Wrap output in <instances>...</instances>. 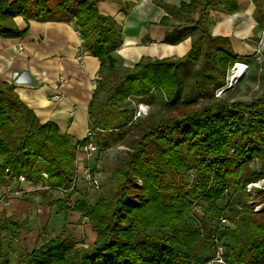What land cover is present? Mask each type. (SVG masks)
<instances>
[{
  "label": "trees",
  "instance_id": "trees-1",
  "mask_svg": "<svg viewBox=\"0 0 264 264\" xmlns=\"http://www.w3.org/2000/svg\"><path fill=\"white\" fill-rule=\"evenodd\" d=\"M253 2L259 30L264 25V0ZM215 8L234 11L238 5L236 0H181L180 5L167 6L168 15L159 24L178 30L171 43L181 41L194 27L200 29L197 36L192 33L191 48L179 57L142 56L127 66L113 55L123 43V27L100 11L98 0H0L4 37L28 32L29 24L20 29L14 20L20 14L39 21L75 20L84 46L100 60L88 108L89 128L98 144L99 134L123 132L134 124L135 109L127 108L124 99L135 96L150 102L157 90L161 106L175 109L153 120L139 116L140 134L126 147L125 162L113 174L112 195L90 203L78 193L70 206L67 200L78 191L71 189L78 146L86 139L62 132L52 120L42 121L14 84L0 80V190L20 174L36 186L49 185L37 191L46 200L52 198V188L64 187L67 191L51 203L66 214L71 209L82 212L97 233L93 243L84 244L64 226L32 250L21 249L17 264H205L210 258L197 249L203 238L213 244L215 236L223 240L228 264H264V205L255 212L245 190L249 182L264 176V91L252 99L231 100L214 92L200 95L202 99L186 96L187 87L199 82L198 74L213 77L216 68L225 72L229 65L248 59L233 53L228 36L209 30ZM124 11L129 13L125 6ZM208 39L218 44L217 51L205 54L193 79L189 63L199 60ZM220 78L218 87L226 83L224 74ZM233 188L245 196L244 206L229 204L234 224L219 203ZM198 203L206 206L200 218L193 215ZM188 216H193L192 222ZM222 217L230 223L224 224ZM28 228V220L0 215V264H13L4 251V233L15 238Z\"/></svg>",
  "mask_w": 264,
  "mask_h": 264
},
{
  "label": "crops",
  "instance_id": "crops-1",
  "mask_svg": "<svg viewBox=\"0 0 264 264\" xmlns=\"http://www.w3.org/2000/svg\"><path fill=\"white\" fill-rule=\"evenodd\" d=\"M236 2L238 8L234 11L224 8L211 10L208 20L213 22L212 34L228 36L233 53L245 57L255 47L254 41L245 38L256 33V5L253 0ZM180 4L181 0H98L100 11L114 16L123 27V43L113 55L125 65H134L142 56H183L192 46V31L181 41L171 43L170 39L179 34L178 30L173 25L159 24L162 17L168 15L167 6ZM124 6L129 9V13L124 11ZM14 20L20 29L26 28L28 24L30 27L22 36L4 37L0 33V80L14 84L21 98L36 111L42 121L52 120L62 132L83 139L90 127L88 108L98 78L99 58L84 46L79 26L74 19L39 21L30 14H20ZM181 44L186 49L179 53L175 47ZM166 45L172 48H165ZM91 157L80 155L79 182L82 185L86 184L85 164L89 165ZM29 184L28 181L18 182L2 190L4 192L16 186L29 187ZM38 189L27 191L25 196L14 200L10 207H0L2 213H22L27 205L29 210L36 203ZM77 190L76 194L81 192L79 186ZM51 192L56 193L53 190ZM57 195V198L62 196L58 192ZM61 211L65 217L67 214ZM70 212L80 213L74 210ZM29 235L32 236V228L23 234ZM20 246L29 250L35 247L28 246L26 242L19 244L18 248ZM9 252L10 246L6 253Z\"/></svg>",
  "mask_w": 264,
  "mask_h": 264
},
{
  "label": "rangeland",
  "instance_id": "rangeland-1",
  "mask_svg": "<svg viewBox=\"0 0 264 264\" xmlns=\"http://www.w3.org/2000/svg\"><path fill=\"white\" fill-rule=\"evenodd\" d=\"M198 14L199 13L196 12L194 16L197 17ZM212 26V20H208V28L211 32ZM256 29V33L254 35L247 36L245 38L248 41H254V49L249 51L250 53L247 55V60L244 59L243 61H237L247 64V68L245 69V73L243 76L237 77L235 79H233L232 77L231 80L229 79L230 72L232 71L233 66L236 62L232 65H229L228 69L225 72H223L221 68H216L213 71V77H211V75H208L206 78L203 79L200 78V74H198L199 82L193 85H189L187 87L186 96L189 99H198L200 95L206 96L214 92L215 96L217 95L219 97L234 100L252 99L261 95L264 91V25L263 27L259 28V30ZM192 33L194 34V36H197L200 33V29L198 27H194ZM217 48L218 44H216V42L212 41L211 39H208L204 42L202 56L197 62L189 63L190 71L192 72V74H194L192 77L193 79L197 78L195 76V73L204 64L205 54L208 51L216 52ZM223 74L225 75L226 83L224 86L218 87V82L221 80L220 77H222ZM104 95L105 92L101 96L100 100H103L105 98ZM200 98L202 99V97ZM129 99L130 100L124 99V102L127 103V108L135 109V115L133 119L134 124H131L123 132L115 131L113 134H99L98 149L93 153L92 157L89 159V166L93 167L96 173L95 176H97L100 180V186L98 188L90 186L87 180H85L86 184L82 185L81 182H78L76 186V189L78 188V186L80 187L81 192L79 193L86 195L90 203H95L100 199L101 196H108L114 193L113 174L117 167L123 165L125 162V159L127 157V153L125 152V150L127 149L126 147H130V143L139 136L142 125L141 121L145 118L153 120L160 117H165L175 111L174 108L169 110L161 106L158 100L157 90L153 91V100L150 102L142 101L140 98H137L135 96H132ZM200 101L201 100L199 99L198 102ZM140 105L143 106L145 110V113H142L140 115L142 120L139 116V118L135 117L138 112V109L140 108ZM200 105L201 103H198L197 107H199ZM170 180L171 178L167 179V181ZM138 183L141 184V182ZM35 187L36 185L30 182L29 187H22L23 189H25V191L18 194L13 192L9 193L8 190L3 192V190L1 189V198H3V196L5 195L7 200H2L4 201V203L1 201L0 207H10L11 203L14 202V200L20 199L30 191L33 192V190H35ZM15 188L21 189L16 186L13 187V190H15ZM255 188L256 191L254 193V196L248 194V188H245V190L249 195V203L253 207L254 211L258 212L264 205V202L261 200L264 187H262V185L260 184ZM52 195V198L50 197L46 200L43 199L41 192L36 198V203L32 204V208L27 210L29 206L26 204L27 208L24 210V212L17 214L16 212H14V214L12 215L21 219L28 220V230H31L32 228V236H23L22 234L19 237L12 238L9 234L4 233V251L8 252L10 244L11 246H13V250L9 252V255H11V260L14 262V264H16L17 262V255L19 254L18 252H20L21 248H23V246H20L18 248L19 244H24V242H26V244H28V246L30 247L36 246L37 244L42 243L43 239L59 233L64 226H67L68 229H70V231H72L74 235L80 240V242L84 244H91L97 239V233L92 229L88 218L84 216L82 212H80L79 214H74L73 212H70L73 211V209H71L64 217L63 212L59 210L57 204L53 205L51 203V201L54 198H57V196L59 195H57V192ZM61 195L62 193H60V196ZM77 196H79V194H76L75 192V194L71 196V199L73 200H67L70 206H74ZM250 200L252 201L250 202ZM219 203L221 206H223L225 210L224 213L230 215V217L228 216V219L234 224V221L232 220L233 218L231 217V212L229 211V204L242 207L245 204V196L240 190H236L235 188H233L228 190L227 193H225ZM1 208L0 215L2 214ZM205 208L206 206L204 204H196L193 207L194 217L200 218L206 210ZM187 220L188 222H192L193 216H188ZM226 228L227 227H225L224 230ZM146 231L155 232L152 229H146ZM197 253L202 256H208L209 258L213 257L214 248L212 244V239L209 241L206 238H203L202 242L200 243L197 249Z\"/></svg>",
  "mask_w": 264,
  "mask_h": 264
},
{
  "label": "built area",
  "instance_id": "built-area-1",
  "mask_svg": "<svg viewBox=\"0 0 264 264\" xmlns=\"http://www.w3.org/2000/svg\"><path fill=\"white\" fill-rule=\"evenodd\" d=\"M238 64L242 65V70H245L247 68V64L242 63V62H236L234 64V66H233V69ZM144 111L145 110H144L143 106L140 105V108L138 109V112H137L135 117L140 116L142 113H145ZM97 129H99V128H97ZM99 130L104 131V129H102V128H100ZM84 138L86 139V141L84 143H81L78 146V151H77V172H76V175L74 177V184L71 187V189H73L74 186L75 187L77 186V184L79 182V179H80L79 168H80V155H81V153H84V157L86 158V156L87 157L88 156H92L93 153L98 149L97 136H96V133L94 132L93 129L88 128ZM4 171H5L6 176L9 177V174H10L9 173L10 172L9 169L5 168ZM84 171H85V180L88 181V184L90 186H94V187L98 188L100 186V180H99V178L97 176H95L96 173H95L93 167L85 164ZM44 175L46 176L47 174L44 173ZM25 181H28V180L26 179L25 175H23V174H20L18 176H13L12 181H11V183H10V185L8 187H11L13 184H17L18 182H25ZM260 184L262 185V187H264V176L262 178L256 180V181L249 182L246 185V188H248L247 189L248 190L247 191L248 194H250L251 196H254V193L256 191L255 187L259 186ZM37 187L38 188H42V189L51 188L49 185H43L41 183L38 184V186H36L35 188H37ZM52 189H53V191L58 192V193H63V192L67 191V189L64 188V187H54ZM8 191H9V193L13 192V193H17L18 194V193L24 192L25 189H23V188L16 189L15 188V190H13V187H12V189L11 190L9 189ZM5 199H6V196L4 195L3 198H1V200H5ZM251 201L252 200H250V202ZM221 221L224 224H229L230 223L229 220L226 217H222ZM213 248H214V256L211 257L205 264H228L226 262V259H225V256H224V254H225V246L223 244V240L220 239L219 237L215 236V238L213 240Z\"/></svg>",
  "mask_w": 264,
  "mask_h": 264
},
{
  "label": "bare ground",
  "instance_id": "bare-ground-1",
  "mask_svg": "<svg viewBox=\"0 0 264 264\" xmlns=\"http://www.w3.org/2000/svg\"><path fill=\"white\" fill-rule=\"evenodd\" d=\"M167 47H165V48H168V47H170V48H172V46H170V45H166ZM175 49L176 50H178V52L179 53H182V52H184V50L186 49V47L184 46V44H181V45H179V46H177V47H175ZM166 50V49H165ZM163 53H166V51H164ZM234 73V74H233ZM244 73H245V70H242V65L241 64H238L231 72H230V80L232 79V77H233V79H235V78H237V77H240V76H243L244 75ZM234 75V76H233Z\"/></svg>",
  "mask_w": 264,
  "mask_h": 264
},
{
  "label": "water",
  "instance_id": "water-1",
  "mask_svg": "<svg viewBox=\"0 0 264 264\" xmlns=\"http://www.w3.org/2000/svg\"><path fill=\"white\" fill-rule=\"evenodd\" d=\"M241 77V76H240Z\"/></svg>",
  "mask_w": 264,
  "mask_h": 264
}]
</instances>
